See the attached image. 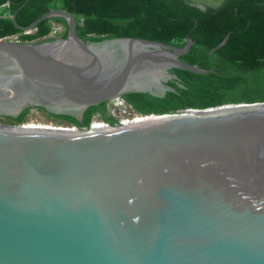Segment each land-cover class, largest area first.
I'll list each match as a JSON object with an SVG mask.
<instances>
[{
  "label": "water",
  "instance_id": "water-1",
  "mask_svg": "<svg viewBox=\"0 0 264 264\" xmlns=\"http://www.w3.org/2000/svg\"><path fill=\"white\" fill-rule=\"evenodd\" d=\"M21 7V6H20ZM0 39V115L68 114L129 92L162 97L183 46L140 37ZM229 34L209 53L224 45ZM0 264H264V102L98 129L0 124Z\"/></svg>",
  "mask_w": 264,
  "mask_h": 264
},
{
  "label": "trees",
  "instance_id": "trees-1",
  "mask_svg": "<svg viewBox=\"0 0 264 264\" xmlns=\"http://www.w3.org/2000/svg\"><path fill=\"white\" fill-rule=\"evenodd\" d=\"M8 15L0 14V38L19 34L24 42L53 40L46 38L51 21L62 24L63 17L40 21L31 32L18 29L11 20L26 26L52 8L71 13L76 33L84 40L110 37H140L183 46L187 37L193 41L189 51L179 58L213 72L194 73L180 68L170 72V86L162 97L147 92H129L123 97L141 114H169L187 109H207L228 103L264 102V0H221L217 6L200 7L190 0H0ZM21 6V7H20ZM228 39L213 54L209 51ZM107 102L87 107L79 121L72 115L51 113L35 107L48 116L69 122L85 130L97 115L109 126L120 124L107 112ZM25 108L13 122L24 120Z\"/></svg>",
  "mask_w": 264,
  "mask_h": 264
},
{
  "label": "rangeland",
  "instance_id": "rangeland-1",
  "mask_svg": "<svg viewBox=\"0 0 264 264\" xmlns=\"http://www.w3.org/2000/svg\"><path fill=\"white\" fill-rule=\"evenodd\" d=\"M193 3L197 4L200 7L204 6H217L220 4L221 0H190ZM0 14L7 16L8 12L4 5L0 6ZM51 29L46 38H59L64 34L65 27L57 22L51 21ZM28 32V31H27ZM19 34H15V36ZM22 42V41H21ZM26 42V41H24ZM34 42V41H31ZM109 102L106 103V105ZM119 120H122L120 116H117ZM93 126H103L104 123L97 115L92 117ZM0 124L4 126L12 127H22V128H47V129H56V130H77L75 126L69 122H65L59 119L48 116L45 112L38 110L35 107H31L24 120L20 123H15L7 116L0 115Z\"/></svg>",
  "mask_w": 264,
  "mask_h": 264
},
{
  "label": "built area",
  "instance_id": "built-area-1",
  "mask_svg": "<svg viewBox=\"0 0 264 264\" xmlns=\"http://www.w3.org/2000/svg\"><path fill=\"white\" fill-rule=\"evenodd\" d=\"M0 39H4V40H10L13 42H21V40L18 38V36L16 35H9V36H5L2 37ZM106 107H107V112L112 114L113 116H120V118L122 120H119L120 124H129V123H133V122H138L141 121L143 119L149 118V117H153L155 115L153 114H141L139 112H137L133 106L127 102L123 97H115L109 101ZM136 118H140L139 120H137ZM109 125L105 124L101 127L99 126H93V121L91 119L90 121V126L88 129H98V128H103V127H108Z\"/></svg>",
  "mask_w": 264,
  "mask_h": 264
},
{
  "label": "flooded vegetation",
  "instance_id": "flooded-vegetation-1",
  "mask_svg": "<svg viewBox=\"0 0 264 264\" xmlns=\"http://www.w3.org/2000/svg\"><path fill=\"white\" fill-rule=\"evenodd\" d=\"M61 37H65V36H61ZM85 41H93V40H85Z\"/></svg>",
  "mask_w": 264,
  "mask_h": 264
},
{
  "label": "bare ground",
  "instance_id": "bare-ground-1",
  "mask_svg": "<svg viewBox=\"0 0 264 264\" xmlns=\"http://www.w3.org/2000/svg\"><path fill=\"white\" fill-rule=\"evenodd\" d=\"M137 120H139L140 118H136ZM95 127V126H94ZM99 127H101V126H99Z\"/></svg>",
  "mask_w": 264,
  "mask_h": 264
}]
</instances>
